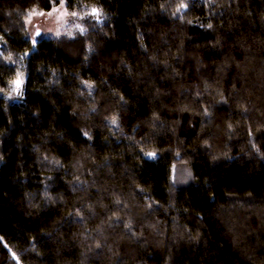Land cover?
<instances>
[{
    "label": "trees",
    "instance_id": "1",
    "mask_svg": "<svg viewBox=\"0 0 264 264\" xmlns=\"http://www.w3.org/2000/svg\"><path fill=\"white\" fill-rule=\"evenodd\" d=\"M0 264H264V0H0Z\"/></svg>",
    "mask_w": 264,
    "mask_h": 264
},
{
    "label": "rangeland",
    "instance_id": "2",
    "mask_svg": "<svg viewBox=\"0 0 264 264\" xmlns=\"http://www.w3.org/2000/svg\"><path fill=\"white\" fill-rule=\"evenodd\" d=\"M68 24V13L64 5H58L49 12L34 14L27 21L28 36L36 41L56 37Z\"/></svg>",
    "mask_w": 264,
    "mask_h": 264
}]
</instances>
